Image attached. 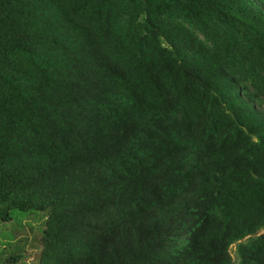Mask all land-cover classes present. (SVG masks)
Returning <instances> with one entry per match:
<instances>
[{"label":"trees","instance_id":"obj_1","mask_svg":"<svg viewBox=\"0 0 264 264\" xmlns=\"http://www.w3.org/2000/svg\"><path fill=\"white\" fill-rule=\"evenodd\" d=\"M14 210L37 264H264V0H0Z\"/></svg>","mask_w":264,"mask_h":264},{"label":"rangeland","instance_id":"obj_2","mask_svg":"<svg viewBox=\"0 0 264 264\" xmlns=\"http://www.w3.org/2000/svg\"><path fill=\"white\" fill-rule=\"evenodd\" d=\"M12 214V220L0 223V239L5 240L3 234L10 232L13 235L12 244L19 242L25 248L24 257L17 264H37L44 212L37 210H14ZM262 231H264V228ZM230 251L233 258H235V243L230 246Z\"/></svg>","mask_w":264,"mask_h":264}]
</instances>
